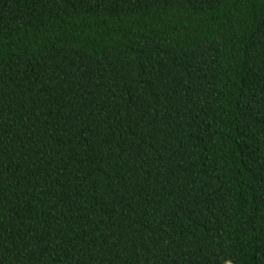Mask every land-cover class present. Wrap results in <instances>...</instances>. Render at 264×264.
<instances>
[{
  "label": "trees",
  "instance_id": "1",
  "mask_svg": "<svg viewBox=\"0 0 264 264\" xmlns=\"http://www.w3.org/2000/svg\"><path fill=\"white\" fill-rule=\"evenodd\" d=\"M0 264H264V0H0Z\"/></svg>",
  "mask_w": 264,
  "mask_h": 264
}]
</instances>
